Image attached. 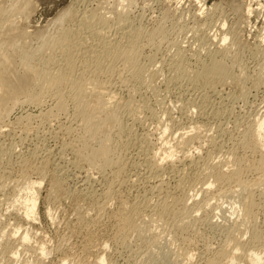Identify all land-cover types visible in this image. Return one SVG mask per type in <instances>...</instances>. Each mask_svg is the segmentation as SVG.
Segmentation results:
<instances>
[{"label": "rangeland", "instance_id": "374dc122", "mask_svg": "<svg viewBox=\"0 0 264 264\" xmlns=\"http://www.w3.org/2000/svg\"><path fill=\"white\" fill-rule=\"evenodd\" d=\"M118 1L122 6L116 7L117 0H0L3 7L0 12V60L2 56H10L14 75L22 72L24 64H39L49 71L64 66L59 41L70 25L69 16H64L68 10L108 17V22L96 21L91 26L94 29L106 27L108 40L117 38L122 24L118 21L124 22L125 17L142 33L135 44L139 50L136 79L121 60L111 63L112 73L100 75L101 85L105 86L100 89H111L104 90L107 92L105 101L110 96L113 100L107 101L105 106L113 108L119 101L127 104L121 111H124L125 123L133 131V139L122 137L126 138L123 141L128 139L129 144L126 147L117 144L119 149L116 148L126 163L125 182L116 180L113 168H93L78 159L75 151L82 144L83 123L76 118V108L67 100L66 110L59 111L54 92L44 91L46 88L41 91L45 83L39 76L27 85L25 92L12 83L10 91L7 90L11 94L6 91L10 94L9 103L7 99L1 103L0 99V264H96L100 257H104L107 264H188V259L204 264L209 258H216L223 249L233 251L238 240L242 245L237 255L242 264H249L250 251L264 254V182L259 185V171L247 169L242 178L248 184L244 194L251 191L255 202L256 220L253 222H256L247 225L241 223L243 192L236 187V181L221 178L210 188L206 182L214 179L201 166H193L189 168L194 170L186 169L191 178L181 191L177 188L179 174L176 176L166 169L162 175L165 179L162 192L155 189L154 179H147V157H144L146 153L141 154V146L149 152H155L163 143L174 146L180 134L190 132L194 123H199L197 135L204 140L203 148L198 153L191 149L190 153L194 158L201 157L212 169L222 168L231 174L242 160L257 164L264 158V147H259L257 139L248 138L243 144L246 131L255 127L264 113V0ZM114 5L123 17H117ZM248 7L253 12H249ZM126 8L129 9L126 11ZM1 23H11L12 28L24 32L7 35L8 26L2 27ZM223 34H227V40L218 45ZM213 36L215 42L209 41ZM217 46L219 50H227L228 79L213 83L215 87L212 85L209 90V87H199L193 80L189 82L188 75L179 74L178 77L179 72L173 69L172 62L179 49L184 51L186 67L192 73L198 68L196 62L200 58L209 59L211 53L218 50ZM50 57L56 61L54 64H47ZM78 58L75 59L76 75L83 71L79 63L81 58ZM14 88H18V92ZM37 91H40L38 102L33 95ZM197 104L204 108L203 114ZM101 132L113 139V143L118 142L115 130L103 127ZM143 137H148L152 143L145 140L142 144ZM92 145L99 146L97 141ZM40 169H43L41 176ZM57 176L61 178V189L55 192L52 186ZM27 180L40 181V185H36L37 212L30 220L24 217L20 204L28 192L25 189ZM110 186L113 192H108ZM173 193L180 195L189 206L190 220L183 223L180 220L183 215H179L186 213L183 208L180 210L181 206L171 213L156 215V203L161 202L162 196H174ZM234 208L236 213L232 215ZM48 209L51 216L47 215ZM124 214L129 223L122 222ZM25 231L30 232V241L23 243L19 237ZM42 245L47 255L42 256Z\"/></svg>", "mask_w": 264, "mask_h": 264}, {"label": "bare ground", "instance_id": "6f19581e", "mask_svg": "<svg viewBox=\"0 0 264 264\" xmlns=\"http://www.w3.org/2000/svg\"><path fill=\"white\" fill-rule=\"evenodd\" d=\"M25 1L27 2V0H25ZM112 3H113V1H112ZM123 3H124V1H123ZM20 4H22V3H20ZM115 4H116V7L122 6V2H120L118 0H117V2ZM22 5H25V4L23 3ZM112 6H113V4H112ZM125 6H127V5H125ZM114 7H115V5H114ZM116 7L114 8V10L113 9L112 10L115 12V14L118 15L117 16L118 18H119V15H120V17L121 16L123 17L122 12L118 11ZM236 7H237V4H236ZM99 8H102V7H99ZM234 8H235V5H234ZM96 9H95V13H96ZM127 9H129V8H126V11H127ZM236 10H237V8H236ZM2 11H3V7L0 5V12H2ZM90 11H92V10L90 9ZM100 11H101V9H100ZM249 12H253V10L251 8H249ZM92 14L91 15L90 14L87 15L86 12H83L81 14H77V11H74V10L73 11L68 10L64 14V16H66V17L69 16L68 19L70 21V25L68 26L67 30H65L66 33L64 32L63 38L59 41L60 53H61V56L64 55L63 58L65 59L64 60L65 61L64 66L63 67L60 66L59 69H54V70L52 69V70L49 71V70L42 69L39 64H35L34 66H30L28 64L27 65L24 64V69L22 70V72L19 73L16 70L17 74L15 73V75H14L13 74L14 70L12 68L13 64L11 65L12 62H11L10 56H9V58H6V56L5 57L2 56V59L0 60V96H1L0 99H2L1 103L5 99H7L6 101H8V97H10L11 92H8L7 90H9V86L12 83H14V85H15L14 87H19V88L23 89L22 91H24L25 88L27 87V85L29 86V84L33 83V81H35V78L39 76L40 78L43 79V81L45 83V84L43 83L45 85V87L43 86V89H42V85H41L42 83L40 84L41 85V91L43 92V90L46 88L47 90L45 89L44 91L50 90V91L54 92L53 94L56 97L55 98L56 99V107L58 108L59 111L62 112V111L66 110V108H67L66 107L67 100H68V102L72 101L74 106H75V108H76V118H79L82 121L81 123H83L82 130H81L82 134L80 133L82 135V137H81L82 138V141H81L82 144L75 151L78 159L83 161V162L89 163L90 164L89 166H92L93 168L97 167V166H99L102 170H106V169H110V168L112 169L113 168V170H115L114 173L118 177L116 180H118V179L123 180V176L125 174V169H126V167H125L126 163L124 162V160L122 158L123 156L122 157L119 156V154L117 153L118 151L116 150V148H118L117 146L119 144L120 145H124V147H126V144L127 145L129 144L128 139L129 140H130V138L133 139L132 138L133 131H132L131 127L128 126L125 123L124 118L122 116L124 111L123 110L121 111V109L123 107L125 108V106L127 104L125 103L126 105H123L124 103L121 104V102L119 101L118 103H116V105H114L113 108L110 107V109H109V107H106L107 103L110 102L109 100H111V102L113 100H112V97L110 96V94H109L110 92H109L108 94H109L110 98L107 96L109 99L105 101V99H106L105 97H106L107 92H108L107 90H109L110 88L108 89L106 87L105 88L106 90L104 89L105 91H107L106 93H105L104 90H101L105 86H103L104 85L103 83L101 85L100 78H101V76L103 74L112 73V71H111L112 70L111 69L112 68L111 67V63H113L114 61H117V60H121L125 67H129L132 70L131 76L136 79L137 75L139 74V69H137V67H136V56H139V50L137 48H135V44H136V39H139L142 36V33L136 29L137 25L135 26V29H134L133 28L134 26L132 27V25L129 24L131 22V21L130 22L128 21L129 18L125 17V19H126L125 21L126 22L125 21L122 22V19H120L121 21L120 20L118 21V22H120L118 24H121V23L122 24H121L119 35L117 36V38L113 37L114 40H108L107 38H105V36L107 34L106 32H108L107 30L105 31L106 27L105 28L101 27L102 26L101 25L100 26L101 28H99V27L96 28V29H94V27L91 28V26H94L93 22L94 23L96 21L97 22L100 21L101 23L102 22L103 23L108 22V21H106V19L108 17L107 18L102 17L103 15L98 17L99 14L98 15L97 14L92 15ZM126 14H128V12ZM108 16H109V14H108ZM125 16H128V15H125ZM129 17H130V15H129ZM1 24L3 25L2 27H4V24H6V23H4V24L1 23ZM106 24H108V23H106ZM6 25H5V27L8 28V30H7L8 32L6 31V28H5V31L8 33L7 35L14 34V33L16 34L17 31L20 30V29L16 30V28H12V26H11L12 24L11 23L10 24H6ZM112 29L109 30L110 31L109 32L110 36H111V34H113V33H111V31H114V29L113 30ZM116 30L118 32L119 28L116 29ZM21 32H24V31L21 30ZM20 33H17V35L20 34ZM25 33H27V32L25 31ZM12 36H14V35H12ZM21 36H22V34H21ZM7 37H4V38H7ZM9 37H8V39H9ZM17 38H18V36H17ZM17 38H15V39H17ZM23 38H24V33H23ZM25 38H26V36H25ZM215 40H216L215 37L214 38H209V41L215 42ZM226 40H227V34H223L221 39H220L221 42H217V43H218V45H221V43H225ZM206 41H207V39H206ZM3 43H4V41H3ZM183 52L184 51L179 49V53H177L175 61H174V59L172 60V61H174V62H172L173 69H175V70H177L179 72V73H177V75L180 74L181 76L182 75L190 76L191 79H187L188 81L189 80H193L196 85H199V87H203L204 89L206 87L210 88L213 85V83L215 84V82H217V81L220 82V81H224L225 79H228V77H229V68L226 66V63H225V61L227 60V50L226 49L219 50V47H218V50H216V52L214 54L211 53V57H209V59H207V60H203L204 58L201 59L198 56L200 58V59L199 58L196 59V60L199 59L198 63L196 62V64H198L197 65L198 68L196 67L197 69H195L194 71L192 70L193 71L192 73L189 72V71H191V70L188 69L189 67L188 66L186 67V64H187V63L185 64L186 56H185V54ZM77 54H79V55H77ZM75 57L76 58L77 57L81 58V62H79V63L81 64L82 70H83L81 73L79 72L80 74H78V75L75 74V72L77 71L75 69L76 68L75 66L77 65L76 64L77 61L75 62V59H76ZM54 61H55L54 58L50 57L49 60L47 61V64L49 62L54 64ZM7 64H9V65H7ZM172 64L170 66H172ZM187 72H188V74H186ZM120 73H122V72H120ZM12 74H13V76H12ZM180 75L178 77H180ZM182 77H181V79H183ZM186 77L187 76H185V79H186ZM179 80H180V78H179ZM127 81H130V79L127 80ZM131 81H132V79H131ZM122 82H124V81H122ZM40 85H38V86H40ZM101 86H103V88ZM12 88H11V90H12ZM38 88H40V87H38ZM96 89H99V90H96ZM27 90H28V87H27ZM209 90H211V88ZM6 91L8 93H10V94L6 93ZM16 91L18 92V88H17ZM114 91H112V92L114 93ZM37 92L33 93L35 100L36 99L39 100V98L37 96H38L40 91L38 93ZM205 92H207V91H205ZM214 92H216V91H214ZM20 93H22V92L20 91ZM13 95H15V93ZM206 96H208V95H206ZM12 97H14V96H12ZM12 97L9 98V100L10 99L12 100ZM204 98H205V96H204ZM204 98H203V100H205ZM6 101H5V104H6ZM7 103H9V101ZM105 104H106V106H105ZM199 105L200 104H197L196 106L198 108L197 107H195V108L199 109L202 112L204 108L200 107ZM3 106H6V105H3ZM8 106H9V104H8ZM194 106L195 105L193 103V107ZM0 109H1V107H0ZM7 111H8V109H7ZM203 112H202V114H203ZM198 124L199 123H194V125L192 127V130H190V132H192V133L185 132V133L180 134V136H178L179 140H177L178 142L174 146H170L169 143H163L162 145H160V147L157 150H155V148L153 149V150H155V152H149L146 147H144L143 145H142L143 147L141 146V152H142L141 154L146 153V155L144 157H147V158H145V162H146L147 167H148L147 170H149V175H148L147 179H149V180L150 179H154L155 181L152 180V182L154 181V183H155V184L153 183L155 185L154 186L155 189H159V190L162 191L161 188H163L164 185H165V179L162 178L163 177L162 175H165L163 173H166L165 170L168 169L173 174L176 173L177 174V175L175 174L176 176H178V174H179V178H177V180H178L177 181L178 182L177 183L178 184L177 188H178V190L183 191V184L188 179L191 178L190 175L186 173V171H187L186 169H188L189 167L191 168L193 166L194 167L195 166H199V167L201 166L204 169V171H207V175H210L212 177V179H214L212 182L210 181V183L206 182V183H208L207 185L210 186V188L212 187L213 184L218 183V181L221 178L226 180V181H229V182L230 181H236V183H237L236 187H239V189L243 192V195L240 197V200H241L240 201V206H241L240 213H242V217H241L242 219L240 218L241 219V223L243 221V224L247 223V225H248V222H250V223L251 222L252 223L256 222V221L253 222V220L256 218L255 217L256 213H255V211H253V208L255 206L254 195H253V193L251 191H249V192L244 194L245 190H247V188H248V184L242 178H243V175H245L244 173H246L245 171L247 169L249 170L250 168L251 169L254 168V170L255 169L258 170L259 173L261 174V175H259L260 176V178H259L260 180L259 181H260V183L261 182L263 183L264 182V158H261L258 161L257 164H249L248 162H247L248 163L247 164L245 162L246 160H242L241 162H239V163H237L235 165L234 172H232L231 174L226 172V171L225 172L222 171L221 170L222 168L219 169V170L212 169L210 166H207L208 163L203 161L201 157L197 156L198 158H194V156H192L191 153H190L191 149H196V152H197V151L201 150V148H203V141L204 140L201 141L199 135H197V132L200 129ZM202 125H203V123H202ZM103 127L115 130L116 135H117L116 140L118 139V142L115 141L114 142L115 144H114L113 141H112L113 139H111V138L109 139L106 135H102L101 129ZM103 133H105V132H103ZM163 133H165V132H163ZM162 135H164V134H162ZM122 137H128V139L126 141H123L126 138L123 139ZM147 138L146 137L141 138L142 139L141 141H143V143L141 141L140 142L142 144L145 143V140H148V142H150L151 139H147ZM159 138H160V136H159ZM243 138H244L243 144H245L247 142L248 138H252V139H257L258 140V144L260 145L259 147H264V113L256 121L255 127H253V128L251 127L250 129H248L246 131V134L244 135ZM93 141H97L99 146L94 147L92 145ZM159 142H160V139H159ZM151 143H152V141H151ZM146 145H148V144H146ZM185 150H187V152H185ZM179 152L182 153V154H180V156H178ZM211 157H212V154H211ZM203 158H205V157H203ZM235 163L236 162H234V164ZM136 164H134V165H136ZM144 165H142V166H144ZM42 167L44 168L45 166H42ZM138 167H136V168H138ZM147 167L145 166V168H147ZM192 169H190V170H192ZM38 173L40 174V176L43 175V169H40L38 171ZM142 178L144 179V177H142ZM53 181H54V183H53L54 185L52 186L53 190L55 192L56 191H60V189H61V178L58 177V178H56ZM256 181H254V182H256ZM257 183H255V184L257 185ZM262 183L259 184V185H262ZM36 185L37 186L40 185V181L39 182H33L32 180L31 181L27 180V186H26L25 189L28 192L26 193V196H24L23 200L20 201V204L23 206V209H24V217L27 220L28 219L30 220L32 218L34 219L35 215H36V212H37L38 189L36 188ZM121 185H123V184H121ZM218 186H220V185L218 184ZM262 187H264V186L262 185ZM108 188H109L108 192H113V186L112 187L110 186ZM159 190H158V192H159ZM241 191H238V192H241ZM262 191H264V190H262ZM166 193H169V192H166ZM174 193H176V192H174ZM163 194H165V193H163ZM161 196H162V194H161ZM150 197H152V196H150ZM159 197H158V200L161 198V197L160 198ZM162 197H163V199H161V202L159 201V203H156L157 205L155 204L157 208L155 206L154 207L152 206V208H154V209L156 208V215H158V214L164 215V214H166L168 212L171 213L170 211H172V210L176 209L177 207L181 206V208L179 207L180 210L183 208V210H185L186 213H183V214L181 213V215H179V216L183 215V217H182L183 219L180 217V220H182V223L185 220H190V217H192V214H190V212H189V206L180 197V195L179 196H175V194H174V196L173 195H167L165 197L164 196H162ZM18 201L16 203H18ZM194 204H195V202H194ZM141 205L139 207H141ZM151 205H149V207H151ZM193 208L190 207V209H193ZM134 209L139 210V208L137 209V207L136 208L134 207ZM154 209H153V212L155 213ZM139 211L142 212V210H139ZM235 213H236V208L232 209V215H234ZM47 215L51 216V212H50L49 209H48ZM121 220H122V222H125V223L128 222L129 223V218H128V216L126 214L123 215ZM186 223H187V221H186ZM19 238H20V241L23 242V243L28 242V240L30 239V232L29 231H25L23 233V235H21V237H19ZM241 245H242L241 240H238L237 244L233 248V251L229 252V251L223 249V250H221L219 252V254H217L215 256L216 258H212V259L209 258L208 260H206L204 262V264H242L243 262H242L241 258H239L238 255H237V252L240 251ZM43 246L44 245H42V247L40 248V252H41L42 256L43 255H47V250ZM247 257H248L247 260H249V264H264V254L263 253L261 254L258 251H250ZM188 260H189L187 262L188 264H195V263L192 262L191 259H188ZM41 263H42V261H41ZM65 263L66 262H64L62 264H65ZM96 264H107L106 263V259L104 257H100Z\"/></svg>", "mask_w": 264, "mask_h": 264}]
</instances>
